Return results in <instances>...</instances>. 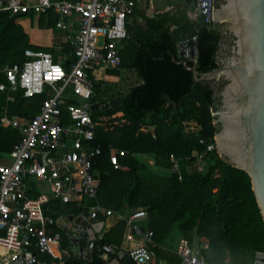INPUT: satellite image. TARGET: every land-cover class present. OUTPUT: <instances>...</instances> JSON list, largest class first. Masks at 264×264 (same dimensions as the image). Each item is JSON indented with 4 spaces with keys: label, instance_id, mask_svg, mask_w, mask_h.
Listing matches in <instances>:
<instances>
[{
    "label": "trees",
    "instance_id": "obj_1",
    "mask_svg": "<svg viewBox=\"0 0 264 264\" xmlns=\"http://www.w3.org/2000/svg\"><path fill=\"white\" fill-rule=\"evenodd\" d=\"M25 16L0 11V84L6 83L3 67L23 63L27 59L26 49L55 53L53 47L30 42L28 33L16 21ZM56 22L57 16L50 13L37 16L36 24L45 28L54 27ZM169 25L174 27L169 29ZM147 26L148 31L160 28V33L144 37L142 31L127 29L120 46V67L135 71L136 82L116 94L108 84L95 85L101 102L116 98L121 103L109 112L98 110L92 114L94 120L103 122L95 128L94 143L100 145L101 154L96 162L99 189L92 203L97 201L121 216L144 207L145 227L154 233L153 250L167 264L179 260L171 248L160 245L173 226L192 245H199L202 237L207 238V246L200 250L207 262L222 263L228 258L230 264H242L262 247L264 220L248 174L227 163L215 147L207 149L209 144H214L218 130L213 112L218 109L217 89L221 84L216 89L210 81H195L193 72L177 56V43L194 36L197 56L195 60L188 59L187 64L199 72L220 65L219 24L207 25L201 16L192 18L185 10H179L172 15L161 13L149 18ZM65 47V50L71 48ZM54 58L58 59L56 55ZM61 62L67 67V61ZM107 72L118 74L119 70L110 68ZM7 95V90L0 89V117L7 105L10 115L28 118L46 96L36 94L25 98L21 91H16L12 93L14 100L8 101ZM117 112L122 114L112 117ZM99 116L109 119L100 120ZM150 125L154 126V133ZM19 139L17 129L0 126V159ZM111 145L124 150L123 155L117 156L121 168H115L110 160ZM199 153H204L202 159L197 157ZM171 157L179 159L180 179L170 170ZM195 159L201 162V170L193 167ZM30 194L36 196L37 191L31 188ZM58 202L51 200L46 212L56 217L51 211ZM97 218L104 216L98 213ZM124 229L125 220L121 218L97 238L90 258L70 254L59 260L49 254H38L34 264H109L110 259L100 256L101 245H120ZM58 230V226L51 229Z\"/></svg>",
    "mask_w": 264,
    "mask_h": 264
},
{
    "label": "built area",
    "instance_id": "obj_2",
    "mask_svg": "<svg viewBox=\"0 0 264 264\" xmlns=\"http://www.w3.org/2000/svg\"><path fill=\"white\" fill-rule=\"evenodd\" d=\"M195 6L197 12L192 17L199 15L207 25H213V0H196ZM133 9L132 0H0V11L34 16L53 13L57 27L72 29L71 48L61 59L67 61V67L55 60L53 53L34 49L25 50L27 59L23 63L3 67L6 83L0 84V89L8 91V101L14 100L12 93L16 91L25 98L46 95L28 118L10 115L7 105L0 117V126L20 132L18 142L0 159V249L11 258L9 264L18 260L34 264L38 254L62 259L59 231H51L56 219L46 212L51 198L61 203L76 201L84 219L112 212L97 201L92 203L99 189L96 162L101 154L100 145L94 143L95 128L103 122L92 117L96 111L89 110L90 98L96 93L95 85L103 80L101 72L121 64L120 46L127 36L126 20ZM56 68L60 75L55 73ZM214 147L211 143L207 149ZM123 154L124 150L111 145L110 160L115 168L122 167L117 156ZM197 157L202 159L204 153ZM170 162V170L180 179L179 159L171 157ZM192 165L202 169L197 159ZM46 177L52 197L37 190V195L31 196V179ZM85 199L88 202L84 204ZM121 217L128 228L124 237L129 245L103 243L100 256L119 260L130 257L136 264H167L153 250V230L140 223L147 217V210L137 207ZM206 246L192 245L189 239L180 237L175 250L179 260L174 264H212L201 254ZM215 264L230 263L226 258ZM242 264H264V239L262 247Z\"/></svg>",
    "mask_w": 264,
    "mask_h": 264
},
{
    "label": "water",
    "instance_id": "obj_3",
    "mask_svg": "<svg viewBox=\"0 0 264 264\" xmlns=\"http://www.w3.org/2000/svg\"><path fill=\"white\" fill-rule=\"evenodd\" d=\"M213 22L222 24L233 39L231 54L220 65L199 72L187 64L197 56L193 36L177 43V56L193 72L195 81H210L216 89L221 84L217 89L218 109L213 112V122L218 126L215 149L227 163L248 174L264 220V0H213ZM90 102V111L106 112L121 103L116 98L100 102L96 93ZM149 129L154 133L153 125ZM103 225L104 220L67 214L59 224L60 248L65 255L90 258ZM113 261L132 263L130 257L112 258L109 264Z\"/></svg>",
    "mask_w": 264,
    "mask_h": 264
},
{
    "label": "crops",
    "instance_id": "obj_4",
    "mask_svg": "<svg viewBox=\"0 0 264 264\" xmlns=\"http://www.w3.org/2000/svg\"><path fill=\"white\" fill-rule=\"evenodd\" d=\"M134 9L133 12L128 15L127 20H126V27L129 31L131 32H139L142 31L144 34V37L147 35H152L156 36L160 33V28L152 29L151 31H148L149 29L147 28V20L149 18H152L158 14L161 13H168L169 15H172L176 13L179 10H185L187 15L189 17H192L193 14L196 12V6L193 3V0L191 2H187V0H132ZM193 18V17H192ZM16 21L19 22L24 30L28 33L30 42L34 45H39V46H47V47H53L55 50V53L53 55H56L57 58L60 61H63V59L68 51L70 50H65L66 45L69 44V36L72 35V29H63L60 27H57L56 24L54 27H45V28H40L37 26V16L34 15H26L25 17H18L16 18ZM69 21V20H68ZM70 26H74L73 23H69ZM56 27V29H55ZM174 25H169V29H172ZM130 53L127 55V59H130ZM118 72L119 74H123L124 72H129L134 75L135 80L138 79L135 71L125 68V67H118ZM101 72V76L103 77V80L101 82L104 84L107 78L112 79L114 75L109 76H104V72ZM116 76V75H115ZM100 83V82H99ZM130 86V85H129ZM120 115L122 112H118ZM6 155V154H4ZM3 157V155H2ZM1 157V158H2ZM50 196V195H49ZM52 197V195L50 196ZM51 200H57L54 198H51ZM59 201V200H58ZM60 204V208L62 210L66 209L68 207V203H61L60 201L58 202ZM79 209V207H78ZM52 212V211H51ZM69 213H73L75 216L79 215L80 212L74 213V212H67L66 214H60L55 217L56 219V224L53 226H58L60 222L65 218V216ZM121 215L116 214L115 212H111L109 215L104 216V219H92L91 221H97V220H104V225L101 229V232L98 234L97 238H100L104 232H106L111 226H113L119 219H121ZM140 223L145 227L147 223V217L142 218L140 220ZM60 231V228L59 230ZM128 231V228L126 227L125 224V229L123 233V241L120 245L127 246L129 245V242L125 240L124 234L125 232ZM179 240V239H178ZM178 243V242H177ZM207 245V238L202 237L199 239V246ZM198 245V244H197ZM177 246V245H176ZM176 248L172 249L173 253H175ZM60 252L62 255L64 254V250L61 248ZM163 260V259H161ZM165 263L167 260L164 258ZM114 264H118V262L113 261Z\"/></svg>",
    "mask_w": 264,
    "mask_h": 264
},
{
    "label": "rangeland",
    "instance_id": "obj_5",
    "mask_svg": "<svg viewBox=\"0 0 264 264\" xmlns=\"http://www.w3.org/2000/svg\"><path fill=\"white\" fill-rule=\"evenodd\" d=\"M56 29V27H55ZM120 72V71H119ZM114 75L112 79L107 78L104 84L110 85V91L114 92V94L118 92H124L127 90V87L131 84H134L136 82L135 77L133 74L129 72H124L122 75L121 74H115V73H109V72H104V76H111ZM116 75V76H115ZM100 87H103V83L100 82ZM72 97H75L76 99L80 100V98L76 95L72 94ZM115 116H120V113H115L112 115V117ZM106 119H109V116H105ZM3 157H6L3 155ZM148 162V161H147ZM152 162V161H150ZM30 186L32 189L37 190L38 192H44L47 193L48 195H52V190L50 187V183L48 182V178L46 177L45 179H37L33 178L31 179ZM88 202V199L84 200V204ZM78 203L76 201H71L68 204V207L64 210L60 208V204L57 203L56 206H54V209H52V212L55 213L56 215L60 214H66L67 212H74L78 213ZM180 231L176 226H173V228L169 231V233L166 234L164 239L160 242V245L163 246L165 245L168 248L174 249L176 248L178 239L180 238ZM11 258L6 255L3 249H0V264H9ZM163 262L165 263L164 259Z\"/></svg>",
    "mask_w": 264,
    "mask_h": 264
},
{
    "label": "flooded vegetation",
    "instance_id": "obj_6",
    "mask_svg": "<svg viewBox=\"0 0 264 264\" xmlns=\"http://www.w3.org/2000/svg\"><path fill=\"white\" fill-rule=\"evenodd\" d=\"M219 29L222 35V42L217 55V60L218 62L222 63L231 54V45L233 39L231 34L223 27L222 24H219Z\"/></svg>",
    "mask_w": 264,
    "mask_h": 264
},
{
    "label": "snow or ice",
    "instance_id": "obj_7",
    "mask_svg": "<svg viewBox=\"0 0 264 264\" xmlns=\"http://www.w3.org/2000/svg\"><path fill=\"white\" fill-rule=\"evenodd\" d=\"M54 71H55V73H56L57 75H60V74H61L59 68L54 69ZM49 76H51V75H49Z\"/></svg>",
    "mask_w": 264,
    "mask_h": 264
}]
</instances>
